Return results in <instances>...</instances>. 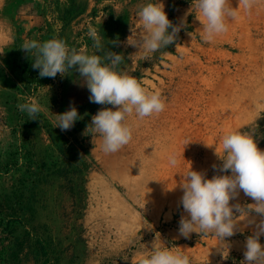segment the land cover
<instances>
[{
	"label": "rangeland",
	"instance_id": "obj_1",
	"mask_svg": "<svg viewBox=\"0 0 264 264\" xmlns=\"http://www.w3.org/2000/svg\"><path fill=\"white\" fill-rule=\"evenodd\" d=\"M150 2L156 0H0V218L14 229L0 238V264H137L163 246L188 254L192 264H243L246 238L262 219L247 209L255 202L242 191L230 201L243 215L234 213L236 234L221 241L181 236L187 213L180 200L190 167L206 179L231 174L218 172L225 134L249 133L264 151V0L250 12L230 0L237 15L210 42L202 38L196 0H159L180 31L145 60L128 39L145 33L137 12ZM90 28L105 50L124 55L118 70L160 92L166 104L144 119L129 116L133 138L111 154L90 125L111 105L90 102L74 70L40 77L34 57L20 48L56 38L93 54ZM32 99L43 108L36 120L17 108ZM73 106L80 116L74 126L55 127Z\"/></svg>",
	"mask_w": 264,
	"mask_h": 264
},
{
	"label": "clouds",
	"instance_id": "obj_2",
	"mask_svg": "<svg viewBox=\"0 0 264 264\" xmlns=\"http://www.w3.org/2000/svg\"><path fill=\"white\" fill-rule=\"evenodd\" d=\"M237 4V8L250 12L257 0H237ZM196 8L199 11L197 19L203 25L202 38L209 42L227 32V20L234 19L237 15L230 0H196ZM137 15L145 33L130 40L133 34L128 43L138 47L139 51L142 50L145 60L176 41L180 27L169 20L164 5L159 0L141 6ZM88 36L93 41V54H89L86 49H70L65 41L56 38L43 43L36 40L25 41L20 48L34 57L32 67L39 69L40 77L55 78L58 73L64 76L74 70L89 89L90 102L111 105L99 110L92 117L90 125L91 132L102 138L103 152L116 153L133 138L131 127L125 123L129 116L134 114L139 119H144L163 112L166 104L160 92H150L138 79L118 70L124 55L105 50L96 28H90ZM17 108L21 113H27L29 120L38 119L43 111L35 99L18 104ZM78 119L80 116L73 106L57 115L55 127H60L62 131L70 130ZM216 153L222 160L218 172L231 174H217L206 179L204 174L190 167L182 184L180 204L187 216H181L179 234L185 238L190 237L193 232L200 235L212 234L221 241L234 236L237 222L234 213L241 212V209L238 205H231L230 201L242 191L255 202L247 205V209L262 217L258 230L246 238L243 264H264V245L260 242L261 235H264V151L257 147L249 133L233 131L221 138L220 150H216ZM169 162L176 164L174 157ZM213 168L216 169V165ZM137 264L192 262L188 254L163 246L153 247L150 253L139 256Z\"/></svg>",
	"mask_w": 264,
	"mask_h": 264
},
{
	"label": "trees",
	"instance_id": "obj_3",
	"mask_svg": "<svg viewBox=\"0 0 264 264\" xmlns=\"http://www.w3.org/2000/svg\"><path fill=\"white\" fill-rule=\"evenodd\" d=\"M14 236L13 224L10 219L0 218V238L1 240H8L10 237ZM12 260L18 258L17 253H11Z\"/></svg>",
	"mask_w": 264,
	"mask_h": 264
}]
</instances>
